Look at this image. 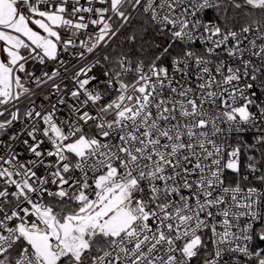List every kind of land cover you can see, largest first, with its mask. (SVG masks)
I'll list each match as a JSON object with an SVG mask.
<instances>
[{
    "label": "snow or ice",
    "instance_id": "obj_1",
    "mask_svg": "<svg viewBox=\"0 0 264 264\" xmlns=\"http://www.w3.org/2000/svg\"><path fill=\"white\" fill-rule=\"evenodd\" d=\"M0 264H264V0H0Z\"/></svg>",
    "mask_w": 264,
    "mask_h": 264
}]
</instances>
